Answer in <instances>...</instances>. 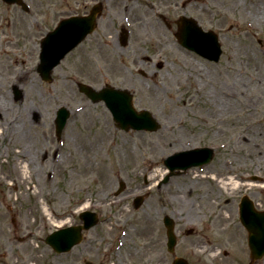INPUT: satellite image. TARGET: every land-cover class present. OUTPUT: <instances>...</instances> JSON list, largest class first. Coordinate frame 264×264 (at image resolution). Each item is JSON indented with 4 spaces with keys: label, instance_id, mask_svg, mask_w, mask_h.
I'll return each instance as SVG.
<instances>
[{
    "label": "rangeland",
    "instance_id": "374dc122",
    "mask_svg": "<svg viewBox=\"0 0 264 264\" xmlns=\"http://www.w3.org/2000/svg\"><path fill=\"white\" fill-rule=\"evenodd\" d=\"M69 1L71 6L57 3L52 8L57 13L82 9L76 4L78 0ZM135 4L138 8L131 12L132 34L127 47L117 42L125 5L116 1L114 7L120 11L112 18L105 14L100 21L98 32L104 44L99 63L86 64L101 41L94 51L80 46L54 69L53 82L48 84L33 79V42L38 35L35 7L27 13L0 0V105L15 106L0 121V264H84V260L93 264L103 260L110 264H170L173 256L155 241L160 235L158 213L170 214L165 204L168 201L182 213H192L190 216L206 222L209 214L231 205L235 217L223 229L228 238L225 248L232 264L246 263L247 233L239 222L240 200L247 196L257 209L264 210V180H259L264 176V96L255 92V78L262 79L264 62V0H141ZM152 4L160 5L157 11L166 16L171 27L157 16ZM182 15L217 33L222 48L218 62L180 46L174 33L175 21ZM12 69L32 77V83L23 86L22 101L14 103L11 78L6 79ZM76 81L97 89L110 84L128 90L135 108L149 110L159 128L119 129L105 104L90 101L78 90ZM241 81L246 90L244 105L222 104L225 124L235 127L217 134L216 128L222 124L211 115L204 121L201 115L205 113L199 108H213L215 96L223 97L220 89L229 90ZM62 105L70 109V115L58 140L53 118ZM37 110L39 120L29 124L28 112L32 115ZM106 128L110 138L103 143L101 134ZM174 137L190 140V146H167ZM123 141H127L124 159L117 161L115 145ZM153 142L160 146L154 152ZM203 144L215 147L214 157L204 169L206 178H193L197 167L158 184L167 174L163 164L167 156ZM256 146L260 152L255 151ZM249 150L254 154L246 156ZM153 161L154 166L145 170ZM25 163H29L27 173L22 169ZM109 163L110 170L104 172ZM226 173L241 174L244 179L238 181L245 184L231 193L216 191L211 175L222 179ZM151 174L154 177L150 179ZM120 181L125 188L116 193ZM187 185L190 191L180 190ZM167 192L171 199H166ZM139 194H146V198L135 209L133 197ZM114 198L119 204L108 203ZM100 200L103 206L93 204ZM84 203L98 207L103 220L86 231L83 241L69 253L56 254L44 238L58 222L75 223L77 217L72 213L83 210L79 207ZM178 223H182L179 228L185 226ZM198 230L197 235L180 241L177 254L191 264H213L210 257L195 254V246L221 241L223 236L215 233L222 230L213 232L202 226ZM122 231L125 236L120 245Z\"/></svg>",
    "mask_w": 264,
    "mask_h": 264
},
{
    "label": "water",
    "instance_id": "95a60500",
    "mask_svg": "<svg viewBox=\"0 0 264 264\" xmlns=\"http://www.w3.org/2000/svg\"><path fill=\"white\" fill-rule=\"evenodd\" d=\"M12 1V0H8ZM94 12L86 19H78L73 17L67 19L68 25H72V28L62 30L64 34L52 33L46 38L51 47L45 49L42 52V75L49 77L50 70L59 63L60 59L72 49L88 32V29L93 27ZM184 26L180 33H177L179 41L186 47L195 50L210 59H218L220 55V47L217 42V36L212 32H204L196 25V22L192 19L181 18ZM79 25L75 27V25ZM88 27V28H87ZM62 26L61 29H64ZM60 29V30H61ZM90 31V30H89ZM56 44V45H55ZM79 89L83 91L92 100L97 101L103 99L106 105L111 110L115 121L122 128L128 127L134 128H146L156 129L157 124L148 111L136 112L131 104V95L125 90L114 89L111 87H105L100 91H95L93 88L79 84ZM68 117V111L65 108H60L57 112V131L62 128L66 118ZM199 151L207 152L208 156L203 157L200 161H191L189 159H183L180 163L170 158L167 165L170 169L175 167L186 168L190 164H199L210 159L211 151L209 149H198ZM197 150H195L196 152ZM197 151V152H199ZM191 152H185V154L177 153L176 156L185 157ZM183 155V156H182ZM242 221L245 223L249 230V241L253 253L260 255L264 251V212H257L253 209L252 203L247 200H243L241 205ZM94 224L92 218H88L85 227L88 228ZM80 226L68 227L54 231L48 235L46 241L52 244L58 251L67 250L72 243L80 238ZM256 248L258 250H256Z\"/></svg>",
    "mask_w": 264,
    "mask_h": 264
},
{
    "label": "flooded vegetation",
    "instance_id": "af4514ba",
    "mask_svg": "<svg viewBox=\"0 0 264 264\" xmlns=\"http://www.w3.org/2000/svg\"><path fill=\"white\" fill-rule=\"evenodd\" d=\"M32 6L35 7V11L38 13V17L34 18L35 21V26H36V31L38 33V35H36V39L33 42L34 45V50H33V65H32V71L34 73L33 79L35 78L38 82H44L41 78L40 75V51H41V40L43 38V36L53 30L58 23L65 17L70 16L72 14H76V15H83V14H87L90 10V8L96 4V3H102L103 4V11H102V16L100 18V21L103 19L104 15L105 17L108 18H112L114 13L119 12L120 10L115 9L114 4H116V1H119L120 4H123V9L124 11L128 10V8L132 7L130 6V4L134 3L135 1H140V0H78L76 2L79 3L82 6V9L78 10V9H73L70 8L68 11L64 12V13H57L56 10H54L52 7H55V5L57 3L59 4H68L69 6H71V2L69 0H27ZM38 7V8H37ZM158 7L160 8V5L158 4ZM114 9V10H113ZM47 11L49 12V14L44 15L43 13H47ZM106 11V13L104 14V12ZM165 17V16H164ZM100 21L94 31L93 34H91L90 36H88L87 38H85L82 43L80 44L81 47L84 46L86 50H97L98 48V44L101 41V44L99 46V50L96 52H92V57H89L86 64L89 62H93L95 64L99 63L102 55H103V43H102V39L101 36L99 34V28L101 26ZM76 49V48H75ZM0 70H1V65H0ZM0 77H2V75L0 74ZM9 78H11V86H10V91H11V98H12V102H17L14 99V85L17 86H24V85H29L32 83V77L30 78L27 72H23V71H13V69L9 72V74L6 76V79L8 80ZM53 82V81H52ZM52 82L48 83L51 84ZM33 86V85H32ZM15 109V106L11 104V106L6 107L4 105H0V121L3 119L4 115L6 114H10L13 110ZM10 115H8L9 117ZM30 119H28V123L31 124L30 121H37L38 120V113H34L33 115H29ZM24 122V126H25ZM5 125V124H4ZM3 125V126H4ZM27 128H31V127H27ZM159 212V211H158ZM192 213H189L185 216H182L183 219V223H188V224H192V225H196V224H201L203 225L204 222L202 221V219L198 216L197 218L190 216ZM181 218V216H180ZM205 221V220H204ZM157 222V227L159 228L160 231V235L157 236L156 238V242H159L157 244H159L158 246H163V249L166 247V237L163 236V231L164 228L162 226L163 224V213H158V219L156 220ZM189 229V230H188ZM188 230V232H190V234H187L186 231ZM178 232V239L180 237V239L178 240V243L176 245V250L179 247V242L180 241H184V238L186 236H192V235H197V233H199V230H195L194 227H189L186 229H180L177 230ZM200 242V241H198ZM222 245H227L228 244V238L225 236H223L222 240H221ZM220 243V244H221ZM210 244V251H214L216 250L215 246L217 244V240L215 242H211V240L209 241ZM201 245H203V242H201L200 244H197L195 247L200 248L202 247ZM168 252V251H167ZM190 254V253H188ZM160 257H162V253L159 255ZM172 256V255H171ZM210 256V255H209ZM212 260H213V264H232L233 260L231 255H229L228 251L223 250L222 254L218 255V256H212ZM109 262V261H108ZM98 264H108L107 260H103L100 261ZM259 264V262L257 263Z\"/></svg>",
    "mask_w": 264,
    "mask_h": 264
},
{
    "label": "bare ground",
    "instance_id": "6f19581e",
    "mask_svg": "<svg viewBox=\"0 0 264 264\" xmlns=\"http://www.w3.org/2000/svg\"><path fill=\"white\" fill-rule=\"evenodd\" d=\"M260 73H261L262 79H260V77L258 78V76L255 78V82L257 83L255 86V92L259 93L260 97H262V96H264V85H263L264 84L263 83V81H264V78H263L264 62H261ZM203 85H204L203 83L200 84L201 87ZM244 87H245V85L242 83V81L241 82H234L229 90H226L225 88H222L219 90L220 95L223 96L224 98L216 95L215 96L216 104H212L213 108L212 107H209V108L200 107L199 108L200 110H202V112H204L206 114V115L205 114L201 115V118H206V119L208 117L211 118L210 117V115H211L218 121V124H222V127L216 128L215 132L217 134L218 133H224L225 130H228V129L235 127L234 124H229V125L225 124L226 120L224 119L225 117L222 115V104L224 102H227L228 106H230V104H231V107H237V105H244V103H245L244 97H245V92H246ZM206 93H208V95H214L210 91H207ZM252 95L253 94L250 95L251 100L254 99V97ZM231 99H233V100H231ZM189 100H191V98ZM238 120L239 119H236V121L234 120L233 122L236 124V122ZM223 123H224V125H223ZM250 128H254L257 131L259 130L257 127H254V126H251ZM109 131L110 130L106 128V129H104V132L101 134V138H102L103 143H105L109 140V138H110V132ZM126 142L127 141H123V142L117 143L115 145L116 149L118 147V150L115 149V151H116L115 156H116L117 161L124 159L123 153H125V143ZM129 142L132 143V140H130ZM140 142L142 143L144 141L141 140ZM182 143L187 146V145H189L190 140L180 138V137H174V138H171L168 142H166V145L167 146H177V145L179 146V145H182ZM153 145H154L153 152H154V150L156 151V150L160 149V146L156 142H153ZM248 147H250V143H248ZM120 148H121V151H120ZM257 149H258V146H256L255 151L260 152V150H257ZM119 151H120V153H119ZM129 151L131 152L130 149H129ZM20 152L23 154L22 151H20ZM249 154H254V153H253V151L249 150V151H247V154H245V155L247 156ZM155 162L156 161H153L151 164H149L147 166V169H145V170H149L151 167H153L154 166L153 163H155ZM28 167H29V163H28V165L26 163H25V165H22L23 171L27 173ZM221 167H222V165H221ZM223 168L230 170L229 167L224 166ZM103 170H104V172H108L110 170V163L104 165ZM203 174H204V171H202V172L194 171L193 178H196V176H198V175H199V178H201V179L206 178L207 176L203 175ZM240 175L241 174H239L237 176H233V175H231V173H229V175H228V173H226L225 176L221 177L222 179H219L215 174H212L210 178H211L212 182L215 183L216 191L221 192V190H223L224 192L226 191V192L231 193L234 190H236L237 187H240L243 184H245V183H240L238 181L240 179L241 180L244 179V177H242ZM153 177H154V174H151L149 176L150 179ZM261 180H264V176H261ZM180 190L181 191H190L191 186L187 185L184 188H181ZM34 193H38V191L34 190ZM100 202H101V200L96 202V203H100ZM86 206H87V204H84L82 207H86ZM45 210H46L47 214L50 215L49 210L47 208H45ZM233 217H235L234 209L232 208L231 205L228 204L225 207L219 208L217 210V212H215L214 214L213 213L211 214L209 225L212 228L223 230V229H225V225L227 224V222L230 219H232ZM62 223H64V222H58L56 225H61ZM217 227H220V228H217Z\"/></svg>",
    "mask_w": 264,
    "mask_h": 264
}]
</instances>
